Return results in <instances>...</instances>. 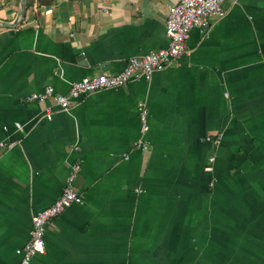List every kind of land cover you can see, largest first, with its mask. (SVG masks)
<instances>
[{"label": "crops", "instance_id": "1", "mask_svg": "<svg viewBox=\"0 0 264 264\" xmlns=\"http://www.w3.org/2000/svg\"><path fill=\"white\" fill-rule=\"evenodd\" d=\"M174 2L26 0L6 26L20 0H0V141H17L0 153V264H19L75 161L82 203L49 222L31 264H264V0H225L149 80L67 109L27 99L165 47Z\"/></svg>", "mask_w": 264, "mask_h": 264}, {"label": "built area", "instance_id": "2", "mask_svg": "<svg viewBox=\"0 0 264 264\" xmlns=\"http://www.w3.org/2000/svg\"><path fill=\"white\" fill-rule=\"evenodd\" d=\"M225 0H175L169 7L165 21V32L168 43L165 47L152 50L142 56H132L125 66L117 73H99L91 77H83L72 81L66 94L55 91L47 85L41 92H33L27 96L29 101H45L51 98L61 109H67L71 102L81 95L101 89L116 88L132 80H149L154 71L162 70L179 55L188 52L186 41L193 27H206L210 19L224 16ZM50 107L45 108V116L49 117ZM140 121V138L134 142L135 147L146 151L148 141L145 134L149 129V112L144 103L138 105ZM19 127V124H16ZM210 139V137H205ZM17 141H0V153L11 148ZM218 142V139H215ZM127 158V156H124ZM212 157L209 161H212ZM80 162H73L68 170L59 196L48 206L31 216V227L26 243L16 249L19 264H31L32 258L45 252V231L49 222L61 214L67 207L82 203V195L75 188V179L80 170ZM211 166L207 169L211 170Z\"/></svg>", "mask_w": 264, "mask_h": 264}, {"label": "water", "instance_id": "3", "mask_svg": "<svg viewBox=\"0 0 264 264\" xmlns=\"http://www.w3.org/2000/svg\"><path fill=\"white\" fill-rule=\"evenodd\" d=\"M25 1L26 0H20L19 11H18V14L16 16V19L12 22H3L4 25L15 26L16 24H18L20 22V20L22 19L23 13H24Z\"/></svg>", "mask_w": 264, "mask_h": 264}]
</instances>
